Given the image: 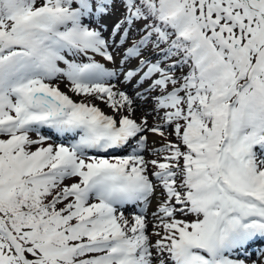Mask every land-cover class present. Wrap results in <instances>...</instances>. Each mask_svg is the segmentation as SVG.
Returning <instances> with one entry per match:
<instances>
[{
	"label": "snow or ice",
	"instance_id": "snow-or-ice-1",
	"mask_svg": "<svg viewBox=\"0 0 264 264\" xmlns=\"http://www.w3.org/2000/svg\"><path fill=\"white\" fill-rule=\"evenodd\" d=\"M249 261L264 0H0V264Z\"/></svg>",
	"mask_w": 264,
	"mask_h": 264
},
{
	"label": "rangeland",
	"instance_id": "rangeland-1",
	"mask_svg": "<svg viewBox=\"0 0 264 264\" xmlns=\"http://www.w3.org/2000/svg\"><path fill=\"white\" fill-rule=\"evenodd\" d=\"M99 59V58H98ZM103 62V61H102ZM57 83H59L60 85V88L61 90L65 91V92H68V89L65 87V82H61V81H57ZM123 87V86H121ZM69 95H72V93H68ZM73 99H76V100H79L81 99L80 97H77V96H73ZM97 105L104 111L106 112L107 114H112V110L110 108H108L104 103H101L100 101H96ZM137 115H139V113H137ZM151 139H155L153 137H150V140ZM53 140H55V137H53ZM51 142V141H50ZM155 207H156V202L155 200L153 201L152 205L150 206L149 208V213H151L152 211H155ZM155 239V238H154ZM254 258L252 259H255V255H253ZM249 264H251V261H249Z\"/></svg>",
	"mask_w": 264,
	"mask_h": 264
},
{
	"label": "bare ground",
	"instance_id": "bare-ground-1",
	"mask_svg": "<svg viewBox=\"0 0 264 264\" xmlns=\"http://www.w3.org/2000/svg\"><path fill=\"white\" fill-rule=\"evenodd\" d=\"M125 214L127 215V212H126ZM154 238H155V237H154ZM154 238H153V239H154Z\"/></svg>",
	"mask_w": 264,
	"mask_h": 264
}]
</instances>
